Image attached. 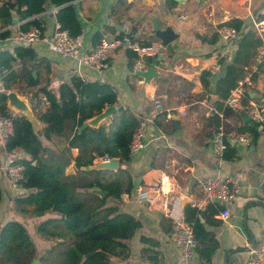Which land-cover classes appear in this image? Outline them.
Here are the masks:
<instances>
[{"label":"crops","instance_id":"obj_1","mask_svg":"<svg viewBox=\"0 0 264 264\" xmlns=\"http://www.w3.org/2000/svg\"><path fill=\"white\" fill-rule=\"evenodd\" d=\"M72 5L86 48L93 46L92 35L103 32L104 26L108 29L102 36L130 34L137 42L157 40L153 36V21L160 29L169 27L176 35L163 46L162 55L156 57L159 63L153 69L157 75L148 80L135 75V60L128 67L129 60L123 50L109 51L106 68L98 74L72 59L49 52L43 43L30 45L37 57L50 61L48 73L39 71L41 84L47 80L48 87L55 88L60 82H68L72 74L87 81L109 83L115 88L120 106L141 114L144 119V149L131 153L124 163L117 159L114 170L127 171L132 185L114 203L120 211L137 219L140 227L125 240V258H110L109 264H152L151 259L161 264H204L198 249L205 247L206 242L196 243L192 257L184 261L171 234L174 223L184 221V207L202 197L198 179L225 175H234L239 181L233 200L215 203L218 213L223 205L228 208L227 218L221 220L218 213L208 215L207 220L199 217L216 243L208 264H249V248L264 241V123L249 122L246 133L251 143L247 147H235L236 158L223 160L215 155L211 147L214 128L209 121L215 112L211 104L214 96L204 93L199 74L208 65L216 64L218 70L210 76L213 81L231 60L234 45L216 35L217 26L237 18L244 29L255 28L251 20L255 14L264 12V0H73ZM52 9L49 7L38 15L45 24L44 34L50 32L55 21ZM18 23L21 22L15 19L8 27ZM263 25L255 29L262 33ZM10 46L0 43V49ZM263 74L259 69L255 87L248 92L250 103L264 102ZM224 122L234 128L244 124L237 113H227ZM65 140V136L52 135L42 141L50 150H56ZM70 152L72 156L76 154L75 149ZM16 154L23 155L19 150ZM6 161V152L0 144V225L15 219L27 228L33 223L35 231L36 224L51 214L36 216L31 211L21 213L14 209L12 199L20 191L11 190L7 184L1 169ZM65 173H74L71 164ZM140 190L152 197L151 203L137 199ZM141 237L152 243L141 242Z\"/></svg>","mask_w":264,"mask_h":264},{"label":"trees","instance_id":"obj_2","mask_svg":"<svg viewBox=\"0 0 264 264\" xmlns=\"http://www.w3.org/2000/svg\"><path fill=\"white\" fill-rule=\"evenodd\" d=\"M72 1L0 0V39L9 35L7 26L15 19L21 22L20 29L34 26L43 33L45 24L38 15L49 7H55L54 19L61 29L70 36L80 35L81 25ZM254 18L256 21L264 20V12L255 14ZM220 26L232 27L237 33V38L230 41L234 45L231 60L224 65L221 74L213 77V81L207 71L200 72L199 81L204 93L214 96L211 102L213 110L228 113L224 101L235 82L246 73L256 48L264 39V25L262 33L252 26L244 29L242 21L237 18H230L217 27ZM107 29V26L102 28L103 32ZM103 32L96 31L91 43H96ZM122 35L135 41L130 34L117 33L119 37ZM150 42L138 43L146 45ZM125 53L129 60L128 67H131L136 56L129 50ZM158 63L155 57L147 58L144 62L151 67ZM33 70L35 78L31 76ZM41 70L48 73L50 61L37 57L30 45L0 49V113L12 115L5 107V92L17 89L28 97L33 114L42 126L41 136H37L25 118L12 115L13 131L3 147L6 152L19 150L23 154L14 161L22 169V180L21 191L13 197L12 205L21 213L51 214L35 226V233L49 242L44 255L38 258L39 264H109L110 258L123 259L127 255L125 240L140 227L137 219L120 211L114 203L121 193L132 188L130 176L120 168L115 172L86 171L83 168L93 165L103 156L116 158L120 163L128 161L131 154L127 148L128 141L144 119L127 107L116 106V91L109 83L87 81L72 74L68 82H60L55 88H49L47 80L42 84L39 81ZM257 73L252 74L255 83ZM248 99V92L245 91L242 104ZM110 105H115L116 110L108 119L95 129L85 126L77 132L84 121ZM209 121L213 128L218 124L215 113L209 116ZM153 122L157 126V122ZM248 124H240L235 129L246 132ZM52 135L66 138L56 150H50L42 141ZM71 149L76 150L74 156ZM236 154L235 146L228 143L221 158L232 160ZM69 164L74 173H65ZM92 188L103 191L105 196L100 198L89 192L88 189ZM218 210L215 203L207 205L203 211L190 205L183 209V220L190 226L196 242L207 243L198 249L204 264L209 263L216 243L202 226L199 217L207 220L208 215L213 216ZM140 240L152 243L143 237ZM34 256V246L25 226L15 219L3 222L0 225V264H29Z\"/></svg>","mask_w":264,"mask_h":264},{"label":"built area","instance_id":"obj_3","mask_svg":"<svg viewBox=\"0 0 264 264\" xmlns=\"http://www.w3.org/2000/svg\"><path fill=\"white\" fill-rule=\"evenodd\" d=\"M55 7L51 10L53 14ZM252 25L257 28L264 20H251ZM19 24V23H18ZM15 24L7 29H13L4 39H0V43L8 45L28 46L35 43H43L46 49L56 55L74 60L77 65L88 67L98 74L106 68L107 53L112 50H129L135 54V69H144L147 67L144 62L147 58L160 57L163 53V46L158 40L149 44L141 45L136 41L130 40L126 35L122 36H102L91 48L84 47L80 35L70 36L66 30L61 29L56 21L48 34L41 33L36 27L20 29ZM217 36L224 41H233L237 38L234 28L229 26H220L215 29ZM264 63V39L256 48L251 63L247 67L246 73L239 78L234 86L229 90L228 96L224 101L228 113H237L243 110L250 117V121H259L264 123V102L255 104L246 102L242 104L241 99L244 92H252L255 82L252 74L259 71V67ZM218 70L216 64H210L205 68L210 75H214ZM157 106V103H155ZM218 119V124L214 127L211 137L212 152L221 157L225 147L229 144L235 147H247L251 143V137L246 132H238L234 127L228 126L225 122L227 113L214 112ZM185 113L182 112V115ZM13 115V114H12ZM12 115H3L0 113V144L4 145L7 137L12 134ZM144 121L132 133L127 148L130 153L139 152L145 147L144 141ZM227 140V141H225ZM6 152V151H5ZM7 161L1 168L7 180L9 188L13 191H21L20 182L22 180V169L14 161L18 158L16 150L6 152ZM108 158L103 156L98 161H106ZM201 188L202 197L199 201L192 202L191 206L201 211L207 204L223 203L226 204L234 199L239 189V181L234 175H225L222 177H201L198 179ZM137 199L141 202H152V197L146 191L140 190L137 193ZM229 214L228 208L223 205L218 213L221 220L227 218ZM173 243L177 246L182 260H189L196 246V239L190 226L184 221L174 223L171 234ZM249 264H264V241L256 247L249 248ZM161 264V263H152Z\"/></svg>","mask_w":264,"mask_h":264},{"label":"water","instance_id":"obj_4","mask_svg":"<svg viewBox=\"0 0 264 264\" xmlns=\"http://www.w3.org/2000/svg\"><path fill=\"white\" fill-rule=\"evenodd\" d=\"M153 26V36L160 42L162 46H166L170 42L174 40L176 35L171 31L169 27H165L164 29H160L156 23V21L152 22ZM29 69V67L27 66ZM260 71H264V63L259 67ZM135 75L142 77L144 80H148L151 77L157 75L154 71L153 67L147 66L144 69L135 70ZM31 76L33 78L36 77L35 72L31 71ZM261 81L264 82V74L261 76ZM102 83L101 81H98ZM120 105V103H116V106ZM115 105L106 106L99 113L95 114L91 118L84 121L77 132L80 131L85 126H90L92 128H97L98 125L104 120L108 119L116 110ZM5 107L9 110L14 116L25 118L32 126L34 132L37 136L41 135V124L38 119L34 116L33 110L27 100V97L23 94H20L17 90L12 89L5 92ZM237 115L241 118L242 123L246 124L250 122V117L243 110L237 111ZM117 167V159L109 158L106 161H99L94 163L91 166H86L83 169L88 170H111L114 171ZM89 192L97 194L100 198L105 196V193L99 189H88ZM29 264H37V260L32 259Z\"/></svg>","mask_w":264,"mask_h":264},{"label":"rangeland","instance_id":"obj_5","mask_svg":"<svg viewBox=\"0 0 264 264\" xmlns=\"http://www.w3.org/2000/svg\"><path fill=\"white\" fill-rule=\"evenodd\" d=\"M17 90V89H15ZM18 91V90H17ZM19 92V91H18ZM20 93V92H19ZM21 94V93H20ZM24 95V94H23ZM26 96V95H25ZM27 97V96H26ZM27 100H28V97H27ZM29 102V101H28ZM30 104V103H29ZM41 105H39L38 107H40ZM99 162V161H97ZM96 163V162H95ZM28 212V211H27ZM33 213H29V215L32 217L34 215H32ZM37 216V215H36ZM30 221V220H28ZM33 222V221H31ZM24 225V224H23ZM28 225V224H27ZM25 226V225H24ZM31 226V227H30ZM29 236H30V239L32 241V244L34 246V258L35 260H37V264H39V261H38V258L40 256H43L44 255V251H45V248H47L49 246V242L47 240H44L42 238H40L34 231V228H33V223H29L28 225V228L27 226H25Z\"/></svg>","mask_w":264,"mask_h":264}]
</instances>
